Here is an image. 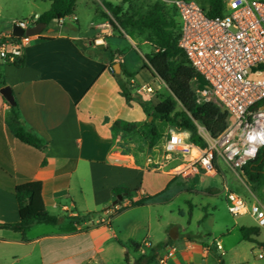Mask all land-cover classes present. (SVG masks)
<instances>
[{
  "label": "crops",
  "instance_id": "0c3cea01",
  "mask_svg": "<svg viewBox=\"0 0 264 264\" xmlns=\"http://www.w3.org/2000/svg\"><path fill=\"white\" fill-rule=\"evenodd\" d=\"M32 2L43 6L23 14L26 17L40 16L50 8L48 1ZM85 4H91L90 0ZM2 10L0 4V35L10 34L14 19L2 17ZM90 12L88 28L92 32L79 25L74 11L68 25L64 20L51 22L30 40L18 62L20 66L0 64V90L5 87L3 79L12 91L24 126L47 144L41 151L10 135L5 124L10 105L0 94V223L19 221L12 190L26 182L37 184L36 198L47 212L48 208L58 210L59 215L53 216L60 220L57 225L34 224L24 236L0 229V264H137L140 257L153 252L156 262L142 264H157L175 240L176 251L167 264L222 263L213 242L180 235L177 226L164 222L152 208L167 205L176 194L184 193L191 215L192 211L210 207L195 204L193 198L210 200L218 195L214 179L222 181L225 202L226 189L237 194L228 184L227 174L249 183L222 160L216 162L213 173H203L207 180L195 177L201 173L177 178V161L168 155H154V148L148 150L146 116L136 100L127 104L121 96L110 64L120 58L126 71L134 74L132 81L149 85L138 79L137 69L155 78L143 69L153 47L136 31L118 24L113 27L98 7L93 6ZM97 39L102 43L95 44ZM104 48L111 52H103ZM160 86L166 89L161 82ZM131 91L136 98L154 105L168 95L167 89L161 97H140ZM115 122L121 125L113 130ZM197 149L193 147L191 155H183L181 165ZM135 183L138 187L133 200L148 201L114 214L129 205L125 199L115 206V190ZM90 204L104 208L100 218L92 221L89 217L77 223V218L89 213ZM111 206L115 208L109 209ZM169 214L173 216L172 211ZM153 225L159 233L151 230ZM253 239L256 245H264L260 230ZM146 241L150 247L143 246Z\"/></svg>",
  "mask_w": 264,
  "mask_h": 264
},
{
  "label": "built area",
  "instance_id": "2783aa9c",
  "mask_svg": "<svg viewBox=\"0 0 264 264\" xmlns=\"http://www.w3.org/2000/svg\"><path fill=\"white\" fill-rule=\"evenodd\" d=\"M159 2L175 11L179 23L178 47L204 81V87L196 90L197 102L215 103L229 115L226 129L217 138H211L198 127L206 148H198L174 174L186 177L213 173L218 160L240 172L264 147V2L224 0L223 14L217 17H208L194 0ZM38 18L33 15L29 20L12 21L11 28L26 31L38 23ZM38 36L0 35V62L14 65L20 61L30 40ZM101 43V39L95 40V44ZM129 84L140 97L155 93L150 85H137L131 79ZM193 147L187 132L173 127L168 130L162 150L168 156L191 155ZM225 191L228 212L234 217L248 215L258 229L264 230V208L255 203L248 206L237 194ZM143 246L150 247V243L146 241ZM214 246L222 256V245L217 242ZM175 251V246L169 245L157 264H167ZM257 257L264 259V245L259 246Z\"/></svg>",
  "mask_w": 264,
  "mask_h": 264
},
{
  "label": "trees",
  "instance_id": "16d2710c",
  "mask_svg": "<svg viewBox=\"0 0 264 264\" xmlns=\"http://www.w3.org/2000/svg\"><path fill=\"white\" fill-rule=\"evenodd\" d=\"M41 1L50 2V8L39 16L38 23L48 25L51 22L64 20L74 14L76 0ZM261 1L264 2V0ZM198 4L208 17H217L223 14L224 0H205L204 4ZM103 7L108 15L118 19L123 15L120 8L113 6L111 3H103ZM101 14L113 27H116L107 14L103 12ZM123 16L125 19L119 21L118 25L123 29L130 28L141 35H146L147 40L153 47V51L145 57L146 63L143 64V69L151 72L168 90V95L161 97L160 102L155 105L136 98L132 94L129 84V80L133 78L134 74L126 71L121 62H118L121 66V73L115 74L114 64H110V71L117 80L121 96L124 97L127 104L136 100L146 116L145 127L148 128V133H144V135L148 141L147 146L153 148L162 137L155 125L156 121H161L168 127L187 132L189 134L188 142L191 145L199 149H205L206 143L200 135L198 127H202L211 138H217L226 129L229 115L215 103L197 102L196 90L204 87V81L189 66L184 54L178 47L179 23L175 11L158 1L146 12L138 13L136 18L125 14ZM103 52L110 53L111 51L104 48ZM18 62L14 66H20ZM120 76L123 77V80L119 78ZM2 86H6L3 79ZM148 118H151L152 121L148 122ZM5 124L10 135L20 143L41 151L46 148L47 144L22 123L17 103L10 106V113L5 120ZM120 125V122H115L112 129L115 130ZM240 172L249 184L264 182V147L259 150L253 161L241 168ZM35 186H37L36 183L26 182L13 188L12 192L18 205L20 219L17 223H0V229H8L24 236L29 227L34 224L57 225L59 223L60 220L56 216L50 215L43 208L42 201L36 198L38 192H36ZM133 192L135 191L127 188L115 190V206L121 205L125 199L129 201V205L120 207L114 211V214L126 208L141 206L148 201V199L134 201ZM118 195L122 196L121 200H117ZM115 206H111L109 209H114ZM89 217H91V213H88L82 219L77 218L76 222L88 220ZM239 231L244 241L257 244L253 239L258 235L259 229L257 227H240ZM134 246L138 247V245ZM143 262H156V254L153 252L147 257H140L137 264Z\"/></svg>",
  "mask_w": 264,
  "mask_h": 264
},
{
  "label": "rangeland",
  "instance_id": "374dc122",
  "mask_svg": "<svg viewBox=\"0 0 264 264\" xmlns=\"http://www.w3.org/2000/svg\"><path fill=\"white\" fill-rule=\"evenodd\" d=\"M27 1L28 0H12V3L8 4L6 0H1L0 4L3 9L1 16L4 18H13L14 21L29 20L31 16L26 17L23 14L29 11H35L37 8L42 7L43 4H40L41 2H35L34 4L32 0ZM158 1L159 0H90L91 4L87 6L85 4L87 0H76L75 14L79 18V25L81 24L80 26H82L84 24L86 28H88L91 18L90 11L93 6L98 7L101 12L108 15V12L103 7V3H111L113 6L119 7L123 15L125 14L126 16H133L136 18L138 13L146 12L153 4L158 3ZM194 1L200 4H204L205 2V0ZM123 15H121L119 19L111 15L108 16L113 24H118L119 21H123V19H125ZM64 21L66 25L70 23L68 18H65ZM74 25L77 28V25ZM88 30L92 32L89 28ZM137 33L147 39L146 35H141L139 32ZM0 64L3 65L2 62H0ZM137 74H139V80L144 79V81L152 87L155 91L154 95L158 97L165 95L166 89L164 86H160V80L156 77L152 78L149 74H147V72L140 69H137ZM150 121H152V119H148V122ZM155 125L158 133H160L162 137L153 147V153L154 155L164 156L166 154H164L161 146L164 143L169 128L173 127H168L161 121H156ZM144 137L145 142L148 143L145 135ZM148 150L150 151L151 148ZM194 154H196L195 151ZM182 157L183 154L171 156L173 160L177 161L178 167L183 164V161H181ZM153 168L157 170L156 166ZM239 176L241 177V174H239ZM176 177L178 178L179 176ZM195 177L197 179H208L203 175V173ZM226 180L233 188L234 192L239 194L248 206L255 203L264 208V182L259 184H244L231 174L226 175ZM213 184H215L218 190L217 196L211 197L210 200L193 198V202L195 204H201L204 206L205 204H208L210 207H213V209H210L209 207L204 211L195 210L192 211L191 215H189L188 204L185 201L187 197L184 193H180L176 194V196L167 205L154 206L152 208V212L155 215L157 214L162 216L164 222L169 221L168 223H172L173 226H177L179 228L180 235H189L191 238H201L202 240L205 239L208 242H213V245L219 242L223 247V255L218 259L222 262V264H264V259H258L257 257L259 253V246L255 243L244 241L239 231L240 227H256V223L248 215L237 217L232 216L227 210L224 192L222 191V181L219 178H216L213 180ZM137 187L138 184L135 183L133 186H128L127 188L135 191ZM89 208L92 221L98 220L104 210V208L98 209L99 207H93L91 204L89 205ZM170 211L173 212V216L169 214ZM48 212L51 213V215H59L58 210H53L51 208H48ZM204 216L205 218H203ZM71 220L73 221L74 218H71ZM45 227L46 229L51 228V226ZM151 230L155 233L160 232V229H158L159 232L158 230L156 231V227L154 225L151 226ZM259 230L260 239L264 241V230ZM177 241L175 240L169 245L175 246Z\"/></svg>",
  "mask_w": 264,
  "mask_h": 264
},
{
  "label": "water",
  "instance_id": "95a60500",
  "mask_svg": "<svg viewBox=\"0 0 264 264\" xmlns=\"http://www.w3.org/2000/svg\"><path fill=\"white\" fill-rule=\"evenodd\" d=\"M45 28H46V24L41 23V22L37 23L35 26L29 28L26 31H22L18 27L13 26L11 28V34L14 37H20L22 35L35 36V35H39L40 33H42L45 30ZM113 70H114L115 74H119L121 71L120 64L119 63L114 64ZM0 94L5 99V101L8 103V105L14 106L16 104L10 87H8V86L3 87L0 90ZM148 119L150 120L151 118H148ZM121 199H122V196L118 195L117 200H121ZM114 204H115V202H114ZM213 249L215 250V246H213Z\"/></svg>",
  "mask_w": 264,
  "mask_h": 264
}]
</instances>
